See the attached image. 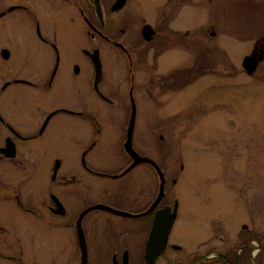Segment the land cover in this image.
<instances>
[{
  "label": "flooded vegetation",
  "instance_id": "flooded-vegetation-1",
  "mask_svg": "<svg viewBox=\"0 0 264 264\" xmlns=\"http://www.w3.org/2000/svg\"><path fill=\"white\" fill-rule=\"evenodd\" d=\"M190 3L0 0V264H50L51 238L63 246L67 235L77 250L73 264H147V250L154 264L240 263L239 224L224 230L221 246L209 247L208 229L200 239L189 232L193 218L182 213L170 161L173 140L155 112L163 93L183 92L210 69L205 53L219 25L191 16L181 27L179 12ZM259 37L251 53L260 62ZM170 47L202 54L161 76L157 59ZM146 112L154 113L148 139ZM128 141L160 173L145 162L130 168ZM50 143L79 152L63 164L40 150ZM100 205L123 215L95 209ZM187 239L195 246H185ZM246 239L249 245L257 234Z\"/></svg>",
  "mask_w": 264,
  "mask_h": 264
},
{
  "label": "rangeland",
  "instance_id": "rangeland-1",
  "mask_svg": "<svg viewBox=\"0 0 264 264\" xmlns=\"http://www.w3.org/2000/svg\"><path fill=\"white\" fill-rule=\"evenodd\" d=\"M190 2L191 6L181 7L179 12L181 27L191 16L194 23L209 21L219 25L220 35L209 40L205 53L210 69L205 79L195 80L183 92L163 93L155 112L159 114L162 133L167 131L173 140L170 161L178 173L182 213L193 218L187 224L193 238L200 239L208 229L209 247L221 246L217 240L224 237V230L239 224L242 241L257 234V239L248 245L254 249L250 255L254 258L264 244V57L252 75L246 74L241 63L250 55L255 37L264 38V0ZM146 3L163 8L166 0H146ZM219 40L223 42V52L216 48ZM201 54L196 48L185 52L170 47L157 59L159 72L166 76L175 66L194 63ZM147 59L152 61L150 54ZM203 81L205 88L196 90ZM191 89H194L191 97L183 99ZM19 105H24V100ZM145 117L148 139L154 113L146 112ZM152 148L147 144L146 155L152 156L149 154ZM42 149L50 158L60 155L63 164L79 152L75 145L59 143H50ZM182 223L180 228L185 227ZM50 241L55 243H50V264L76 262L77 250L68 235L63 246L52 238ZM183 244L195 246L189 239ZM258 260L264 264V248ZM209 264L219 262L211 260Z\"/></svg>",
  "mask_w": 264,
  "mask_h": 264
},
{
  "label": "water",
  "instance_id": "water-1",
  "mask_svg": "<svg viewBox=\"0 0 264 264\" xmlns=\"http://www.w3.org/2000/svg\"><path fill=\"white\" fill-rule=\"evenodd\" d=\"M90 56H91V59L96 64V67L100 68L97 52L95 51L94 55H90ZM257 58H258L257 53H251L250 55H248V56L243 58V60H242V68L246 72L247 75H252L256 71L258 63H259ZM125 150L133 158V163L131 164L130 168L134 167L135 165H137L139 163H144L145 162V163H148V164L152 165L155 168V170L158 173H160V171L158 170V168H157V166L155 165L154 162H152L148 158H140V157H138L136 155V153L131 149L129 141L127 142V144H125ZM175 207H176V205H175ZM95 209H102V210H106V211L112 212L114 214L123 215L122 213H120L118 211H115V210H112V209H110V208H108L106 206H101V205L100 206H96ZM158 223H160V216L157 214V220H156V222L154 224L153 231H152V233L150 235V241L152 240V238L154 236V230L157 228V224ZM83 254H84V251H83ZM147 255H148V259L146 261L147 264H154V257L156 256V254L155 253H151L150 251L147 250Z\"/></svg>",
  "mask_w": 264,
  "mask_h": 264
},
{
  "label": "trees",
  "instance_id": "trees-1",
  "mask_svg": "<svg viewBox=\"0 0 264 264\" xmlns=\"http://www.w3.org/2000/svg\"><path fill=\"white\" fill-rule=\"evenodd\" d=\"M247 244H248V239L243 241V250L241 251L242 252L241 254L242 262H240L239 264H252V261H256V263L259 264L260 261L258 260V256L260 255L261 250H263L264 244H262V246L260 247L259 253L254 258H251L250 256L251 252L253 251V247H248Z\"/></svg>",
  "mask_w": 264,
  "mask_h": 264
}]
</instances>
